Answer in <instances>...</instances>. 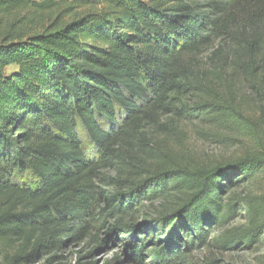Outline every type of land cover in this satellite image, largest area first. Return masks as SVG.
I'll list each match as a JSON object with an SVG mask.
<instances>
[{"label":"trees","instance_id":"trees-1","mask_svg":"<svg viewBox=\"0 0 264 264\" xmlns=\"http://www.w3.org/2000/svg\"><path fill=\"white\" fill-rule=\"evenodd\" d=\"M263 124L264 0H0V258L56 262L86 239L138 264L252 249ZM225 133L252 148L188 147Z\"/></svg>","mask_w":264,"mask_h":264},{"label":"rangeland","instance_id":"rangeland-1","mask_svg":"<svg viewBox=\"0 0 264 264\" xmlns=\"http://www.w3.org/2000/svg\"><path fill=\"white\" fill-rule=\"evenodd\" d=\"M15 71L14 67L7 69L6 74ZM247 113H252L254 107L252 103L246 106ZM264 126V124H263ZM80 139L84 145L85 152L88 158L95 156V151L83 130H79ZM224 140L220 143L200 142L196 139H191L188 147L193 151L197 159L206 158L209 161H223L229 158L239 156L243 151L252 148V142L244 135L235 138L232 134H223ZM163 137L155 136L154 139L162 140ZM256 148V146H253ZM244 189L251 195L259 196L264 194V170L258 174L253 182L244 186ZM247 225V215L242 209L235 222L230 228H239ZM117 243H106L103 247H98L97 244L89 241H77L66 247L61 253L53 254L52 256H62V259L56 262L46 259H38L33 264H73L78 260L93 264H138L129 261L123 253L122 246ZM90 254V255H88ZM147 258V257H146ZM189 264H264V239L252 249L248 251L230 250L228 252L211 249L206 251H193L188 254ZM211 259V260H210ZM142 262V261H141ZM0 264H6L0 258ZM145 264H149L148 261Z\"/></svg>","mask_w":264,"mask_h":264},{"label":"water","instance_id":"water-1","mask_svg":"<svg viewBox=\"0 0 264 264\" xmlns=\"http://www.w3.org/2000/svg\"><path fill=\"white\" fill-rule=\"evenodd\" d=\"M99 264V263H98Z\"/></svg>","mask_w":264,"mask_h":264}]
</instances>
